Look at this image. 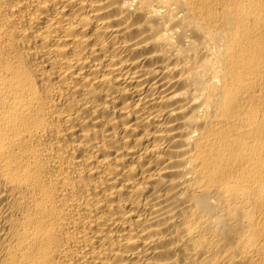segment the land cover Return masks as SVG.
<instances>
[{"label": "bare ground", "instance_id": "obj_1", "mask_svg": "<svg viewBox=\"0 0 264 264\" xmlns=\"http://www.w3.org/2000/svg\"><path fill=\"white\" fill-rule=\"evenodd\" d=\"M0 264H264V0H0Z\"/></svg>", "mask_w": 264, "mask_h": 264}]
</instances>
